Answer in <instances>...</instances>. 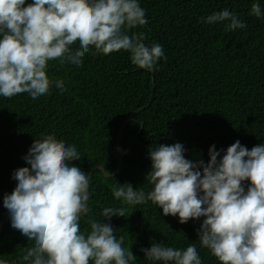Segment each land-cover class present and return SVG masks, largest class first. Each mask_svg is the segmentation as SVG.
Listing matches in <instances>:
<instances>
[{"label":"trees","instance_id":"1","mask_svg":"<svg viewBox=\"0 0 264 264\" xmlns=\"http://www.w3.org/2000/svg\"><path fill=\"white\" fill-rule=\"evenodd\" d=\"M32 0H26L25 6ZM259 3L262 15L250 14ZM146 25L128 30L143 33L144 44H160L164 57L156 71L141 70L131 63L130 52L104 55L94 48L82 58V66L49 61L47 75L64 82L49 93L32 99L28 93L0 97V221L7 210L4 195L16 187L15 170L29 167L23 157L34 140L54 135L75 145L80 160L70 161L87 175L99 165L107 174L117 169V137L126 119L140 108L120 141L123 165L120 173L105 178L94 170L89 183L90 212L82 215L80 229L90 232L88 220L103 222V209H127L125 217L110 221L117 239L137 257L132 264L149 261L141 249L153 243L185 249L195 244L202 264H219L201 247L198 230L203 217L180 224L164 216L151 201L129 205L112 194L114 185L131 184L145 194L152 190L146 179L151 170L150 149L180 143L186 159L209 160V148L221 153L237 140L251 150L264 145V0H139ZM228 9L246 25L229 31L228 22L207 24L202 18ZM79 49L77 41L71 46ZM245 188L248 182L245 181ZM34 246L11 227L8 215L0 239V259L8 264L23 261L26 248Z\"/></svg>","mask_w":264,"mask_h":264},{"label":"clouds","instance_id":"2","mask_svg":"<svg viewBox=\"0 0 264 264\" xmlns=\"http://www.w3.org/2000/svg\"><path fill=\"white\" fill-rule=\"evenodd\" d=\"M0 0V97L28 93L32 99L49 93L64 82L50 79L48 62L59 60L82 66L90 49L108 55L130 52L133 65L156 71L164 57L160 44H144L143 33L128 30L147 24L139 0ZM251 15H262L253 3ZM207 24L227 21L229 31L246 25L228 9L202 18ZM79 42V49L72 45ZM180 143L150 149L152 190L145 194L131 184L116 185L112 194L129 205L151 201L164 216L180 224L203 217L198 230L201 247L219 264H264V145L249 150L237 140L221 153L209 148V160L193 162L184 156ZM29 167L13 173L17 181L3 197L11 227L34 246L25 249L29 264H132L137 257L117 239L110 223L125 217L127 209L105 208L103 222L89 219L90 232L80 229L88 206L90 178L70 161L80 160L75 145L54 135L34 140L23 157ZM248 182L245 188L244 182ZM144 257L162 264H202L195 244L185 249L153 243L141 249ZM0 264H8L0 259Z\"/></svg>","mask_w":264,"mask_h":264},{"label":"water","instance_id":"3","mask_svg":"<svg viewBox=\"0 0 264 264\" xmlns=\"http://www.w3.org/2000/svg\"><path fill=\"white\" fill-rule=\"evenodd\" d=\"M153 100V95L151 96L150 98V102L149 104L146 106L148 107L150 105V103L152 102ZM146 107H143V108H140L139 110H137L136 112L132 113L127 119L126 121L124 122L121 130L119 131L118 133V137H117V145H116V148H117V169L116 171L113 173V174H107L104 172L103 168L99 165L95 166L94 169L92 171H90L88 173V176L89 178L91 177L92 173L94 170H99L103 173L104 177L105 178H112V177H115L117 176L119 173H120V170H121V167L123 165V158H122V154H121V151H120V141H121V137L124 133V130L125 128L127 127V125L129 124V122L132 120V117L138 113H140L141 111H143ZM88 192H89V188H88ZM9 213H8V210H6L3 215H2V219L0 221V239H1V235H2V231H3V227L5 225V221L8 217Z\"/></svg>","mask_w":264,"mask_h":264}]
</instances>
